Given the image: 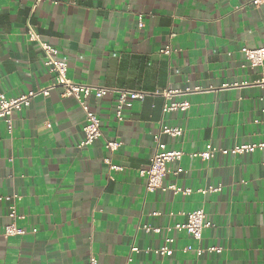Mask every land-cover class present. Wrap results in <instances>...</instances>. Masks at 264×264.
<instances>
[{"label": "crops", "instance_id": "obj_1", "mask_svg": "<svg viewBox=\"0 0 264 264\" xmlns=\"http://www.w3.org/2000/svg\"><path fill=\"white\" fill-rule=\"evenodd\" d=\"M28 25L60 50L74 82L205 90L176 97L190 103L185 112L165 113L162 95L129 101L122 121L115 117V95L90 97L102 136L86 147L79 146L85 112L60 88L15 112L12 133L0 119V195L22 197L16 201L19 226L27 231L0 235V264H85L93 255L98 264H264V151L192 157L209 144L228 149L263 138L264 88L256 83L264 65L251 67L242 49L264 46V4L44 0L35 8L33 0H0V89L6 97L54 80L40 45L27 38ZM167 45L170 54L162 52ZM164 125L184 128L181 137L162 140L185 152L169 165L164 184L191 188L190 195L146 191L140 171L149 166L154 134ZM110 140L121 142L114 153L106 148ZM106 158L124 169H110ZM220 185L221 191H199ZM197 209L215 225L199 241L172 228L186 219L182 212ZM8 211V202L0 201V233L10 223ZM143 225L162 232L147 233ZM167 237L175 239L174 251L160 256L155 250ZM188 245L223 251L198 257L184 251Z\"/></svg>", "mask_w": 264, "mask_h": 264}, {"label": "built area", "instance_id": "obj_2", "mask_svg": "<svg viewBox=\"0 0 264 264\" xmlns=\"http://www.w3.org/2000/svg\"><path fill=\"white\" fill-rule=\"evenodd\" d=\"M44 0H33L35 8ZM57 3V1H55ZM250 3L260 5L264 4V0H250ZM27 38L31 42L38 43L44 53L43 63L44 66L54 75L53 83L46 88L38 90H30L22 95L16 97H6L0 89V119L4 120L7 124L8 131L13 132L15 112H21L30 107L34 99L38 96L48 97L54 89H61L62 97H74L81 105L86 115V124L84 126V138L80 143V147H86L93 144L102 136L101 120L97 113H95L89 106L87 100L90 97L105 98L109 95L117 97L115 106V117L117 120L122 121L124 117L125 105L129 101L144 100L151 95H162L165 99L164 112H185L189 109L190 103L187 100H177L178 96H185L195 92L204 91L201 86L165 89L163 91L149 92V91H136L130 89L110 88L101 85H92L74 82L68 76V63L65 58L61 57L60 50L53 44L44 41L41 34L35 29L34 26L28 25ZM171 46L167 45L162 52L165 54L171 53ZM242 52L248 61L249 65L253 68L264 65V46L258 48H243ZM256 84L264 88V78ZM237 84H224L222 87L235 86ZM212 89V87H211ZM50 127L51 125L48 124ZM184 128L180 125L176 126H161L159 132L154 134V142L156 144V152L151 157L149 166L140 171L141 175L146 179V191L154 193L159 190H172L175 194L190 195L193 193L191 188H183L176 184L165 186L164 179L171 171L169 165L171 163L180 162L185 155L181 149L171 148L168 143L162 140L163 135L171 138H179L183 135ZM262 140L254 143H244L235 145L232 148H218L212 144L207 145L204 151L192 153V157H198L205 161L215 158L217 153L244 155L255 152L256 150L264 151V131L262 132ZM121 146V142L117 140H110L106 143V148L110 153L116 152ZM105 162L109 165L110 169L122 171L124 168L120 165L113 164L111 158H106ZM182 172V169L174 171L175 175ZM222 186H210L205 189H200L201 193L221 191ZM21 196L14 195H0V201H6L9 204L8 223L3 231L0 233L4 238L12 236H21L26 234V230L19 226V220L22 218L17 210L16 201L21 200ZM154 215L159 214L154 212ZM186 217L183 222L177 223L172 228L178 231H184L195 240H201L203 232L207 228L214 227L215 225L208 219V215L204 209H197L191 212H182ZM145 232L152 231L156 233L162 232L160 227H152L151 225H143ZM36 231V230H35ZM175 242L173 237H167L165 244L155 250L156 254L160 256H169L173 253L172 244ZM132 252H139V247L132 246ZM185 252H195L198 257L205 253H221L222 247L209 246L207 248L194 247L188 245L184 248ZM131 261V259H129ZM85 264H98L96 256L91 258Z\"/></svg>", "mask_w": 264, "mask_h": 264}]
</instances>
